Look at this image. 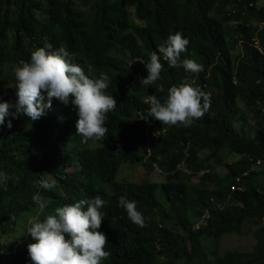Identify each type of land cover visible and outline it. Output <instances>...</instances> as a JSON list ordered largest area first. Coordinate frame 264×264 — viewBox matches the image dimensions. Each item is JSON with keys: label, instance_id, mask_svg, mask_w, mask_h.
I'll use <instances>...</instances> for the list:
<instances>
[{"label": "trees", "instance_id": "1", "mask_svg": "<svg viewBox=\"0 0 264 264\" xmlns=\"http://www.w3.org/2000/svg\"><path fill=\"white\" fill-rule=\"evenodd\" d=\"M262 1L0 0V91H9L11 97L0 102L17 99L16 66L30 62L37 48L51 52L61 47L91 77L108 74L107 91L116 99V108L106 114V138L95 144L76 135L78 115L71 103L65 106L54 99V111L36 121L6 117L0 126V264H32L28 243L19 246L17 241L36 242L26 228L20 229L22 217L34 216L44 202L48 206L43 217L96 195L107 201L101 209L100 231L108 238L105 250L111 255L102 264H264V171L249 172L241 180L244 189L231 191L235 178L252 169L246 160L232 164L236 155L264 162ZM246 9V24L238 26L231 46L226 25L234 21L235 11ZM176 32L189 40L181 60L193 59L204 70L193 74L183 67L171 68L161 56V78L141 85L147 70L139 60L147 63L151 53ZM240 45L242 55L233 58ZM185 80L209 95L208 111L190 127L160 124L150 116L147 95L164 98L171 86ZM160 86L163 92L158 91ZM240 106L245 110L241 114ZM250 121L256 130L251 139L245 137ZM153 123L155 132L163 130L162 137H147L146 129ZM110 139L120 142L101 146ZM225 151L231 153L229 163ZM214 162L225 163V176L200 177L214 168ZM141 167L147 173L164 174L166 181L119 180L120 172ZM69 168L75 171L68 173ZM42 177L55 179L56 188H41ZM195 177L198 182H193ZM37 195L39 200H34ZM124 195L137 202L146 227L134 225L119 207ZM206 211L211 213L210 221L194 229ZM248 222L259 226L253 232V250L220 255L222 238L250 233ZM202 237L214 241L209 253Z\"/></svg>", "mask_w": 264, "mask_h": 264}, {"label": "clouds", "instance_id": "2", "mask_svg": "<svg viewBox=\"0 0 264 264\" xmlns=\"http://www.w3.org/2000/svg\"><path fill=\"white\" fill-rule=\"evenodd\" d=\"M249 7L253 6L249 5ZM238 15L240 19L237 18ZM245 15H248V9L235 11L234 20H245L243 18ZM234 24L241 25L239 21H235ZM229 37L231 38L230 35ZM188 45L189 40L184 38L180 32L170 34L167 40L158 46V50L151 53L147 63L139 60L147 70V76L140 80V84L152 85L161 78L164 67L161 63V56L171 68L183 67L193 74L202 72L204 70L202 64L193 59L181 60V55L187 51ZM13 71L17 99L15 103L0 102V126L5 124L6 117L16 119L20 116H27L32 121L39 120L49 110L54 111L52 102L55 99L65 106L71 103L76 108L78 115L75 124L76 135L83 138L82 142L91 141L95 144L106 138L108 132L105 127L106 114L116 108L115 97L107 91L111 83L107 74L101 73L99 78L86 74L83 67L71 61L68 51L63 47L51 52L45 48H37L31 53L30 62H21ZM158 91L163 92V86H160ZM145 103L149 105L150 116L160 124L168 126L179 124L190 127L194 120L202 118L208 111L210 98L206 92L185 80L179 85L171 86L164 98L147 95ZM59 114L62 115L60 112ZM153 126H155L154 123L146 129L147 137H151L153 133L161 134L162 137L163 130L157 133L153 130ZM7 127L9 129L12 127L11 119L8 120ZM149 132L151 136L148 135ZM236 156L234 161L240 163L248 157ZM240 157L243 158L236 161ZM185 166L179 169L184 171ZM69 169L72 171L74 168ZM208 170L215 173L212 168L206 171ZM224 170H227L226 166ZM202 173L199 174L200 177L204 175ZM2 175L0 173V176ZM39 184L41 188L50 191L56 188L57 181L53 178L42 177ZM212 198L214 199V196L210 199ZM34 200H39V196H35ZM106 203L107 201L101 196L96 195L91 199H81L73 204L58 207L55 209V214L43 217L48 206V203L44 202L34 216L22 217L19 225L20 227L25 226L23 228L27 229L28 234L36 242L30 244L26 239H22L18 245L24 246L28 243L27 251L32 264L106 263L111 253L105 250L108 238L100 231L104 221L101 209ZM118 205L127 213L128 219L134 225L140 228L146 227L145 217L142 212L138 211L136 201L124 195L119 198ZM207 212L211 218L210 211L205 213ZM106 259L107 261L104 262ZM162 259L164 260V257Z\"/></svg>", "mask_w": 264, "mask_h": 264}, {"label": "rangeland", "instance_id": "3", "mask_svg": "<svg viewBox=\"0 0 264 264\" xmlns=\"http://www.w3.org/2000/svg\"><path fill=\"white\" fill-rule=\"evenodd\" d=\"M263 3H264V0L262 2H260V4H263ZM131 13H132L133 20L135 21V19H136L135 17L136 16L133 13V10H131ZM235 21H239L240 24H246L245 20H234L230 25H226L227 31H228L229 35L231 36V38L229 37V39H228L230 44H231V46L233 45V42H234V40L236 39V36H237V34L235 32L237 31V27L238 26H236L234 24ZM261 26H263V25H261ZM233 53H234L233 54V58L240 57V55H242V53H243L242 45L238 46L236 48V51L233 52ZM93 74L96 75L97 72L93 71ZM8 93H10V92L7 91V90H2L1 93H0V100L10 99L11 97H10V94H8ZM238 112H239V114H241L242 112H245V110H244V108L242 106H240L238 108ZM253 123L254 122L250 121L245 126V137H247L249 139L253 138L255 136V133H256V130L253 127ZM237 130H238L239 133H241L242 132L241 131V126H239ZM119 142H120L119 140L110 139V140L102 142L101 146L112 147L114 145L119 144ZM91 147H94V146L91 145ZM140 150H141V154L145 155L144 150L143 149H140ZM230 156H231V153L229 151H225L223 153V157L225 158V160L227 162L231 161L232 158H230ZM232 157H233V155H232ZM242 158L243 157H240L236 161H240ZM234 160H235V158H233V161ZM213 165H214V168L212 170L215 173H217L219 176H221V177L223 176L224 177L225 174H226L224 172L225 163L219 164L217 162H214ZM70 171H71L70 169L67 170L68 173H70ZM74 171L75 170L72 169L71 172H74ZM118 178H119L120 181H123L125 183H128V182L142 183V182H144L146 180H150V179L153 182L166 181L164 174H162L160 172H155L154 174L153 173H147L146 169L144 167H141V168H138V169L129 168V170H125L122 173L120 172ZM198 181H199L198 177H195L193 179V182H198ZM161 200H163V198H161ZM24 223H26V222H24ZM248 225L252 229L250 233H248L246 235H237V234L226 235V236H224L222 238V240H221V248H220V251H219L220 255H223V254H225L227 252H234V251L247 253V252L253 250V248H254V246L256 244L255 240H254L253 232L259 226L255 222H248ZM23 227H25V226H23ZM20 229H22V228L20 227ZM17 241H18V243H21L22 239L17 240ZM201 242H202V245H203L206 253H209V251L214 248V241L211 238L202 237L201 238ZM188 245H190V243H188ZM107 259L104 260V262H106Z\"/></svg>", "mask_w": 264, "mask_h": 264}, {"label": "built area", "instance_id": "4", "mask_svg": "<svg viewBox=\"0 0 264 264\" xmlns=\"http://www.w3.org/2000/svg\"><path fill=\"white\" fill-rule=\"evenodd\" d=\"M250 5L253 6V4H250ZM255 47H259L258 42H255ZM260 51H262V49H260ZM148 135L151 136V133L149 132ZM152 136L161 137V134L156 135V134L153 133ZM245 160H246L245 162L249 166H251L252 169L251 170H247V172L245 171L244 173L241 174V176H238L237 178H235V183L232 184V186H231V191L232 192L241 191V190L244 189V186L242 185L241 180L242 179L244 180L245 176H248L249 172H251V171L252 172H262V171H264V162L262 160H257V159H255L253 157H246ZM238 163H240V162H235V161L232 162V164H238ZM205 173H211V171L208 170L206 172H203L202 174H205ZM211 201H214V199L212 198ZM209 219H210V214H209V212H207L198 220V222L195 224L194 228L196 230H199L202 227H205L207 225ZM262 224L264 226V219L262 220Z\"/></svg>", "mask_w": 264, "mask_h": 264}, {"label": "bare ground", "instance_id": "5", "mask_svg": "<svg viewBox=\"0 0 264 264\" xmlns=\"http://www.w3.org/2000/svg\"><path fill=\"white\" fill-rule=\"evenodd\" d=\"M100 13V12H99Z\"/></svg>", "mask_w": 264, "mask_h": 264}, {"label": "crops", "instance_id": "6", "mask_svg": "<svg viewBox=\"0 0 264 264\" xmlns=\"http://www.w3.org/2000/svg\"><path fill=\"white\" fill-rule=\"evenodd\" d=\"M164 182V181H163Z\"/></svg>", "mask_w": 264, "mask_h": 264}]
</instances>
